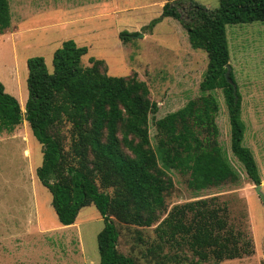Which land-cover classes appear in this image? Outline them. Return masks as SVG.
<instances>
[{
  "label": "trees",
  "instance_id": "obj_1",
  "mask_svg": "<svg viewBox=\"0 0 264 264\" xmlns=\"http://www.w3.org/2000/svg\"><path fill=\"white\" fill-rule=\"evenodd\" d=\"M219 1L211 9L198 0H168L161 15L144 26L152 30L164 17H174L187 31L191 46L203 49L209 58L200 97L156 121L155 145L150 115L158 111V104L151 100L146 81L136 74L109 75L105 61L94 57L84 65L88 47L73 39L55 50L53 71L43 56L27 60L26 120L43 145L37 176L51 192L61 224H75L86 205L97 207L105 221L97 236L100 264H137L119 251L120 232L112 216L141 227L159 222V243L149 251L167 247L164 263L220 264L254 251L252 238L230 222L228 206L217 196L176 204L170 210L166 205L173 187L169 169L189 174L188 184L195 191L240 178L218 141L220 103L213 94L217 89L228 109L231 152L249 180L262 183L254 152L244 144L242 95L233 70L231 81L226 72L230 63L227 25L264 21V0ZM11 21L9 0H0V34ZM120 37L127 40L130 34L122 31ZM23 115L19 100L0 81V135L13 132ZM64 123L70 125L69 150L61 129Z\"/></svg>",
  "mask_w": 264,
  "mask_h": 264
},
{
  "label": "rangeland",
  "instance_id": "obj_2",
  "mask_svg": "<svg viewBox=\"0 0 264 264\" xmlns=\"http://www.w3.org/2000/svg\"><path fill=\"white\" fill-rule=\"evenodd\" d=\"M162 1L9 0L13 20L0 34V81L9 93L20 85L27 96L25 107L29 97L27 60L43 56L53 71L55 50L73 39L88 47L82 58L84 65H90L92 57L103 59L109 75L136 74L146 81L151 100L158 104V111L150 115V136L155 145L156 121L200 97V83L209 61L203 49L191 46L187 31L174 17H164L152 30L144 29L161 15L168 0L163 5ZM198 1L211 9L220 2ZM22 9L24 28L17 32ZM122 31L130 34L129 39H121ZM227 34L230 65L242 95L244 144L254 152L264 185V21L229 24ZM213 94L220 103L218 141L240 178L195 191L188 184L189 174L169 169L173 187L166 195V205L170 210L176 204L217 196L228 206L230 222L248 233L254 244L252 254L220 264H264V201L231 152V126L223 93L217 89ZM69 127V123L61 127L67 150ZM42 163L43 145L27 120L16 131L0 135V264H100L97 236L105 225L102 215L89 204L81 208L75 224H61L52 194L37 176ZM107 190L113 193V188ZM261 190L264 193V186ZM112 218L120 232L119 251L137 264H177L161 260L169 251L165 246L157 253L149 251L159 243V222L141 227Z\"/></svg>",
  "mask_w": 264,
  "mask_h": 264
},
{
  "label": "crops",
  "instance_id": "obj_3",
  "mask_svg": "<svg viewBox=\"0 0 264 264\" xmlns=\"http://www.w3.org/2000/svg\"><path fill=\"white\" fill-rule=\"evenodd\" d=\"M166 0H163L162 1V5L164 4V2H165ZM200 2V1H199ZM202 3V2H201ZM203 4V3H202ZM205 5V4H204ZM206 6V5H205ZM22 15H21V17L16 21V27H18L17 28V32L19 31V30H21L22 28H24L23 27V23H24V21H25V19H23L24 17H25V12H24V9H22ZM13 20V19H12ZM12 22V21H11ZM13 37V36H12ZM18 78V77H17ZM19 82V81H18ZM19 84V83H18ZM6 87V86H5ZM7 88V87H6ZM7 90V89H6ZM22 90H20V85H19V87L17 88V90H15V89H13V90H10V92H11V94L12 95H14L18 100H19V102H20V104L22 105L21 107H22V109L23 110H26L25 109V107H23V104H25V101H26V95H25V93L24 92H21ZM22 99V100H21ZM23 121H25V120H23ZM21 125V124H20ZM19 125V126H20ZM18 126V127H19ZM17 127V128H18ZM17 128L15 129V131L17 130ZM263 184H262V188H263Z\"/></svg>",
  "mask_w": 264,
  "mask_h": 264
},
{
  "label": "water",
  "instance_id": "obj_4",
  "mask_svg": "<svg viewBox=\"0 0 264 264\" xmlns=\"http://www.w3.org/2000/svg\"><path fill=\"white\" fill-rule=\"evenodd\" d=\"M231 69H232V67H231L230 63L227 64V72H226V76H227V79H228L229 81L232 80L231 77H230ZM26 117H27V112L25 111V112H24V115H23V120H26ZM255 189H256L257 193L262 197V199H263V201H264V193H263L262 190H261V189H262V183L256 185Z\"/></svg>",
  "mask_w": 264,
  "mask_h": 264
}]
</instances>
